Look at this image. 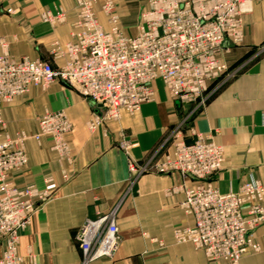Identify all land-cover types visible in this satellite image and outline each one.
I'll list each match as a JSON object with an SVG mask.
<instances>
[{"label": "crops", "instance_id": "1", "mask_svg": "<svg viewBox=\"0 0 264 264\" xmlns=\"http://www.w3.org/2000/svg\"><path fill=\"white\" fill-rule=\"evenodd\" d=\"M79 1L0 0V36L8 41L10 55L61 65L65 58L54 48L71 41ZM115 4L121 28L135 36L148 0ZM252 6L244 16V41L223 55L229 71L209 83L204 105L179 102L157 79L153 99L133 112L122 111L118 120H107L93 131L87 123L101 106L61 81L32 87L2 106L5 127L0 131L15 140L26 136L28 164L11 171V181L20 188L33 185L51 192L20 234L18 250L24 264H82L78 230L86 219L110 212L119 226L118 251L88 264H229L212 261L194 244L175 239L176 228L195 222L180 206L184 192L175 187L198 181L179 172L135 174L129 162L133 157L143 164L154 155L155 163L165 160L173 151L172 133L183 125L188 143L199 133H211L222 147L223 167L211 179L222 192H237L244 182L254 180L264 187V0H254ZM60 9L67 14L64 23L41 21V13ZM97 10L108 29L100 4ZM60 110L72 125L66 135L70 159L52 149L50 137H33L39 118ZM123 139L133 144L128 152L120 146ZM255 239L260 250L246 254L240 264H264V222Z\"/></svg>", "mask_w": 264, "mask_h": 264}, {"label": "built area", "instance_id": "2", "mask_svg": "<svg viewBox=\"0 0 264 264\" xmlns=\"http://www.w3.org/2000/svg\"><path fill=\"white\" fill-rule=\"evenodd\" d=\"M97 1H79L71 41L54 48L65 58L61 65L27 57L17 60L0 36V127H5L4 104L32 87L46 88L55 81L76 88L101 106L87 123L91 131L153 99L157 79L179 102L204 105L209 83L228 71L223 55L244 40V16L252 11L254 0H148L135 36L121 28L114 0H102L109 22L106 29L97 17ZM40 19L57 25L66 21L67 14L62 9L46 11ZM71 128L64 110L47 111L33 137H50L52 149L70 159L66 135ZM25 139L23 135L15 140L0 131V264H24L18 250L20 234L51 196L48 189L20 188L10 179L11 171L28 164ZM171 139L173 151L165 160L155 163L154 155L139 164L130 157L131 172H179L197 180L194 186L175 187L184 192L180 206L195 219L193 225L175 229L176 241L194 244L212 261L240 264L246 254L260 250L255 231L264 222V187L254 180L244 182L237 192H222L211 181L225 159L212 134L199 133L188 143L180 125ZM120 146L128 152L133 144L123 139ZM76 238L84 255L82 264L115 256L120 237L114 212L86 219Z\"/></svg>", "mask_w": 264, "mask_h": 264}, {"label": "rangeland", "instance_id": "3", "mask_svg": "<svg viewBox=\"0 0 264 264\" xmlns=\"http://www.w3.org/2000/svg\"><path fill=\"white\" fill-rule=\"evenodd\" d=\"M114 2H115V0H114ZM102 3H103L102 0H98L97 3H95V10H96V13H97V17H98V19H99V16H98V10H97V5H98V4H100V10H99V12H102V14L104 15V17L107 18L106 15H105L104 12H103ZM115 5H116V4H115ZM107 21H108V19H107ZM99 22H100V20H99ZM108 23H109V22H108ZM243 41H244V40H243ZM243 41H242L241 43L233 44V45H231V46L241 45V44L243 43ZM223 58H224V56H223ZM227 65H228V64H227ZM228 71H229V66H228ZM228 71H227V72H228ZM227 72H226V73H227ZM214 81H215V80H214ZM36 87H39V86H36ZM41 88H43V87H41ZM30 90H31V89H30ZM30 90H29V91H30ZM29 91H28V92H29ZM28 92H27V93H28ZM208 92H209V88H208L207 93H208ZM23 95H24V94H23ZM5 133H6V131H5Z\"/></svg>", "mask_w": 264, "mask_h": 264}]
</instances>
